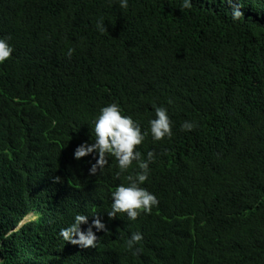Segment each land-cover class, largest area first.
<instances>
[{"label": "trees", "instance_id": "trees-1", "mask_svg": "<svg viewBox=\"0 0 264 264\" xmlns=\"http://www.w3.org/2000/svg\"><path fill=\"white\" fill-rule=\"evenodd\" d=\"M181 4L0 0V37L14 46L0 64L3 264H264V0H242L239 20L223 0ZM113 101L148 130L144 158L155 154L144 186L159 204L135 220L108 215L128 175L115 157L92 175L94 157L73 155ZM158 105L174 125L157 141ZM77 213L82 230L105 224L92 226L94 247L59 235Z\"/></svg>", "mask_w": 264, "mask_h": 264}, {"label": "clouds", "instance_id": "clouds-1", "mask_svg": "<svg viewBox=\"0 0 264 264\" xmlns=\"http://www.w3.org/2000/svg\"><path fill=\"white\" fill-rule=\"evenodd\" d=\"M231 9L232 18L239 20L243 16L242 0H223ZM122 8H127L129 0H119ZM181 7L191 9L193 0H182ZM97 29L100 32H106L107 26L103 18L97 20ZM9 37H0V64L10 58L14 52V46L9 43ZM74 48H68V55L71 56ZM168 103H172L169 99ZM94 141H83L78 144L74 150V157L91 155L94 162L91 163L89 173L94 175L102 170L109 163V155L114 156L118 171L128 173L125 182L117 184L111 191V211L110 217L118 213H126L130 220H135L141 213H151L154 206H158L159 199L157 195L144 186L148 181L151 168L150 164L155 159L154 150L150 149L146 158L136 147L142 144L148 136V130H142L140 123L133 118L131 114H125L121 104L117 101L102 105L94 117ZM150 132L154 140H161L165 137H172L174 121L169 115L168 108L165 105L155 106V117L149 120ZM196 126L195 121L185 120L181 124V129L192 130ZM134 162L139 171L132 170ZM33 215V214H30ZM30 215L29 218H30ZM88 223V215L83 213L75 214L71 223L62 227L59 235L67 242L87 248L95 246L97 236L93 227L97 230L104 229L103 221L96 217L91 225L82 230L81 225ZM143 240V233L137 231L132 233L127 241V246L131 249L138 242ZM0 264L3 260L0 259Z\"/></svg>", "mask_w": 264, "mask_h": 264}, {"label": "water", "instance_id": "water-1", "mask_svg": "<svg viewBox=\"0 0 264 264\" xmlns=\"http://www.w3.org/2000/svg\"><path fill=\"white\" fill-rule=\"evenodd\" d=\"M29 219V216L25 217L24 220L20 223L19 227L24 224Z\"/></svg>", "mask_w": 264, "mask_h": 264}, {"label": "rangeland", "instance_id": "rangeland-1", "mask_svg": "<svg viewBox=\"0 0 264 264\" xmlns=\"http://www.w3.org/2000/svg\"><path fill=\"white\" fill-rule=\"evenodd\" d=\"M33 217V215H30V218Z\"/></svg>", "mask_w": 264, "mask_h": 264}]
</instances>
